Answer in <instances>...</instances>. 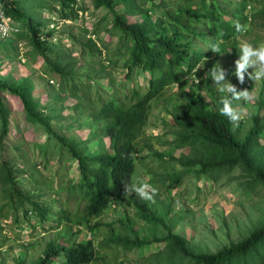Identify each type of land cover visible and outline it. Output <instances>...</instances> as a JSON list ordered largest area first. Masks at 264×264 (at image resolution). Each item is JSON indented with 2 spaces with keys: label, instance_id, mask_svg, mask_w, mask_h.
I'll return each instance as SVG.
<instances>
[{
  "label": "trees",
  "instance_id": "1",
  "mask_svg": "<svg viewBox=\"0 0 264 264\" xmlns=\"http://www.w3.org/2000/svg\"><path fill=\"white\" fill-rule=\"evenodd\" d=\"M56 1L59 4L56 13L65 21L77 20L79 12L85 10L78 1L90 2L94 10L106 9L112 19L101 28L96 24L94 35L106 34L116 42L113 47L111 40L101 42L106 53L104 59L102 50L91 40L77 44L79 47L66 56L51 44L53 34L42 32L44 22L23 15L16 9L15 0L7 8V14L21 24L17 39L29 44L28 53L34 60L36 57L42 60L45 74L58 80L57 90L49 100L54 104L47 106H40L35 100L34 86L27 79L16 86L0 81V93L8 91L15 95L22 104L25 120L43 130L46 140L35 147L42 151L44 167L56 160L50 165L55 167L54 172L45 179L35 177L34 171L25 174L14 168L11 160L0 161V219L13 220L19 227L18 213L21 212L28 225L34 219L43 226L52 215L56 216L51 220L55 226L49 229H57L64 222L68 224L67 228L59 230L57 242H49L41 257L32 264H99L114 256L115 247L145 251L149 246L156 248L153 251H158L157 257L164 256L173 264H181L180 261H186L185 264H264V224L215 254L194 252L183 235L174 234L167 227L166 236L160 242L152 239L148 243L133 234V239L116 240L111 236L109 242L102 240L97 244L94 240L104 227L113 235L114 225L98 219L111 204H118L122 199L150 105L175 83L182 85L208 59H216L227 49L238 51L241 38L254 45L264 42V0ZM105 17L103 20L107 19ZM234 22L246 25L248 30L237 33ZM216 42H221V54L208 49ZM75 54L87 62L83 63L89 66L86 73L78 74L77 66L81 64L77 65ZM117 68L124 71L122 81L110 74ZM134 76L142 80L146 77L145 85L142 87L138 80L133 81ZM129 81H132L129 86L119 84ZM204 82L193 83L199 90L191 88L188 92L176 93L181 102L173 109V125L180 129L175 143L189 145L193 151L182 164L194 170L197 176L213 180L239 168V178L245 179L240 184L245 193L256 195L258 188L264 190V98L258 97L250 126L241 134V130L233 129V123L219 112L223 94L212 91L209 76ZM244 82L247 88L251 87L252 80ZM209 97L213 104L207 101ZM248 102L245 101L246 105ZM234 106L238 108L237 101ZM67 109L70 112L65 113ZM0 128L2 140L9 134V117L1 97ZM81 128L88 129L85 141L70 137L73 130ZM24 153L21 152V157ZM167 159V163L173 161ZM66 161L69 165L61 172V165ZM21 176L29 181L27 186H22L18 180ZM180 179V175L171 176L166 179L168 185H164L175 190ZM45 197H54L52 202L59 208L54 209L45 202ZM128 199L140 217L154 226L160 225L161 222L153 218L148 201L137 195ZM117 224L121 229H129L122 221ZM73 225L85 226L93 239L82 238L81 229L71 232ZM62 230L64 234L60 233ZM98 247L103 249V256L97 255Z\"/></svg>",
  "mask_w": 264,
  "mask_h": 264
},
{
  "label": "rangeland",
  "instance_id": "2",
  "mask_svg": "<svg viewBox=\"0 0 264 264\" xmlns=\"http://www.w3.org/2000/svg\"><path fill=\"white\" fill-rule=\"evenodd\" d=\"M15 2H18L16 9L21 10L23 15L31 16L46 24L41 30L44 33L51 32L53 34L50 42L59 53H65L66 56H69L75 48L79 47L77 44H85L91 40L102 50L101 58L104 59L106 53L102 49L101 42L107 43L111 40V47L115 46L116 39H109L106 34L95 37V25L99 24L98 26L101 28L110 22L112 17L106 9L94 10L88 1H78L79 6L85 10L79 12V17L75 21H65L59 18L56 13L59 10V4L56 0H15ZM252 6L259 8L255 4ZM104 16H107L105 17L106 20H103ZM262 38H264V32ZM59 43L62 44L61 47ZM202 49L207 48L202 46ZM30 50L29 44L22 41L19 42L17 48L3 53L0 57V81L16 86L27 79L34 86L32 94L35 100L40 106H47L52 103L49 100L54 91L57 90L58 80L57 77L51 79L45 74L42 60L38 57L34 60V56L28 53ZM78 54L74 55L77 65L81 64L80 67L77 66L78 74L86 73L89 66L83 65L85 62L80 60ZM238 58V52L227 50L216 59L213 57L208 59L207 63L198 69V72L191 74L188 80L179 85V90H186L187 92L191 88L199 90L198 87L193 86V83L197 84L196 78L199 83L204 84L207 79L205 74L216 63H219L226 70V79L230 83L236 88L239 86L240 89L245 90L244 82L240 83L234 75V61ZM86 59L88 60L87 57H85ZM208 62H212V64ZM94 68L97 69L98 65ZM251 72L252 69L250 68L248 73ZM110 74L118 81L124 79V71L121 68L111 70ZM245 79H248V74L245 75ZM134 80H138L143 87L147 78L142 80L140 77L134 76ZM131 82L119 84L129 86ZM211 86L213 90H217L213 83ZM200 89L203 87L200 86ZM250 91L253 99L247 105L243 100L237 101L238 108L242 112V118L237 124H233V129L238 128L241 130V134H244L250 126L249 120L255 112V103L259 101L258 97L261 95L260 97L264 98V79L257 81ZM177 92L179 91H176L174 86L169 87L163 97L150 105L148 121L138 142L137 163L144 168L142 179L153 178L155 180L153 186L158 189L153 204L149 206L154 212L153 218L170 228L174 234L183 235L188 246L194 252L215 254L224 247L243 240L252 231L264 224V190L258 188L256 195L249 192L245 193L240 185L241 182L244 183L245 179L239 178V168H234L230 173L220 175L213 180L210 177H199L194 173V170L186 169L183 166L182 162H186L193 151L189 145L179 146L175 143L180 131L177 126L173 125L172 121L173 109L178 102H181ZM0 97L8 109L9 117V134L2 140L0 128V161L2 159L11 160L14 168L25 171V174L34 171L35 177L48 178L55 170V167L50 165H53L56 160L53 159L49 166L44 167L42 151L35 147L42 145L46 140L43 130L25 120L22 104L15 95L4 91L0 93ZM103 97L105 96L103 95ZM211 99L209 97L207 101L212 103ZM68 112L70 111L67 109L65 113ZM71 121V119L68 120V123ZM87 134L88 129L81 128L80 130H73L70 137L85 141ZM23 151L25 153L21 157ZM157 153L164 155L165 159L153 162L151 158H148ZM167 158H171L173 161L167 163ZM142 159H147V161L144 162ZM151 162L157 165L155 169L148 168V164ZM68 165L69 162H64L61 165V172H65ZM178 175L181 176V179L177 188L174 190L171 187H166L169 183L166 179ZM141 177V171L137 166V170L135 167L131 179L135 178L136 180ZM18 180L22 186H27L29 183L24 176ZM48 195H50L49 192ZM53 198L45 197V202H49L48 204H51L54 209H58L59 207H56L55 203L52 202L55 200ZM115 205H111L98 219L104 224L114 225L112 228L113 235L110 234L109 228L104 227L101 232L96 234L94 239L96 244L97 241L101 242L102 240L109 242L111 236L115 237L116 240H126V237L133 239L131 236L133 234L139 240L150 241L154 237L160 238L166 235L167 231L159 224L154 226L146 223L137 214L132 204L123 202ZM54 219H56L55 215L50 216L43 226L36 224L33 219L30 221L32 228L26 223L21 212L18 213L19 227L13 220L0 219V227L2 228L0 232V264H17L18 262L32 264L36 262L49 242H57L55 240H58L59 230L67 228L68 224L64 222L57 229H49L50 226H55L51 222ZM118 221H122L129 229L119 228ZM80 229L83 231L82 238L87 240V232L89 231L85 226L73 225L70 231ZM60 233L64 234V231L62 230ZM91 239H93V235ZM159 248L163 249V245H160ZM102 250L98 247L96 250L98 256H103ZM113 252L114 256L99 264H173L168 262L164 256L157 257L151 248L143 251L136 248L115 247ZM180 263L185 264L186 261H180Z\"/></svg>",
  "mask_w": 264,
  "mask_h": 264
},
{
  "label": "clouds",
  "instance_id": "3",
  "mask_svg": "<svg viewBox=\"0 0 264 264\" xmlns=\"http://www.w3.org/2000/svg\"><path fill=\"white\" fill-rule=\"evenodd\" d=\"M234 28L237 33H245L248 28L246 25H242L239 22H234ZM220 43L221 42H216L213 43L209 46L208 49H210L212 52L216 54H221V48H220ZM231 50V49H227ZM226 50V52H227ZM233 51V50H231ZM239 53V58L234 61L235 64V71L234 75L237 78V80L240 83H243L245 81V75L248 74V79L252 80L251 82V87H246L245 82H244V87L245 90L239 89L237 90L236 86L230 83L226 79V70L221 67L219 63H216L212 66V68L205 74V76H209L213 86H215L218 90L219 93H222L223 95L220 97V107H219V112L221 115L227 117V119L232 122L233 124H237L241 118H242V112L238 110L236 106H234V101H251L253 99V96L251 94V89L254 87L257 81L264 79V42L259 43L258 45H254L250 41L241 38L239 42V48L238 51ZM204 63L200 65L198 69L202 68ZM252 69L251 73H248L249 69ZM196 70V72H197ZM196 76V75H195ZM196 83H199V80L196 78ZM174 89L176 91H179V85L178 83L174 84ZM212 89V88H211ZM212 91H214L212 89ZM138 154H139V149L137 147V152L133 154V171L128 177L126 183L124 184V189L122 195V199L119 200V203H126V204H132L133 208H135L134 204L128 199L129 196L131 195H137L141 200L148 201L149 204L147 205L148 208L151 206L154 202V199L156 195L158 194V189L153 186L155 183V180L152 178L148 179H142L143 178V170L144 168L139 166L137 163L138 160ZM162 154H156V155H151L148 158H151L153 162H159L158 160L163 161L165 158L162 157L164 155ZM142 161H147V159H142ZM137 166L139 167L141 171V178L136 179L135 178L132 180L131 177L135 171V167L137 170ZM157 165H154L152 162L148 164L149 169H155ZM151 179V180H150ZM150 181V182H149ZM135 182V183H134ZM134 183V184H133ZM115 205V203L111 204ZM110 205V206H111ZM150 209V208H149ZM151 210V209H150ZM152 212V211H151ZM153 213V212H152ZM140 216V215H139ZM142 218V217H141ZM146 223L147 220L145 218H142ZM150 224V223H148ZM156 226V225H155ZM160 226H162L164 229L166 226L163 223H160ZM167 231V229H165ZM88 233V239L91 240V235L90 232ZM166 236V235H165ZM164 236V237H165ZM156 238L154 237L155 240H158L160 242L162 238ZM151 241V240H150ZM150 241H147L148 243ZM152 250L156 249L154 247L149 246ZM140 250V249H138ZM158 251H155V253Z\"/></svg>",
  "mask_w": 264,
  "mask_h": 264
},
{
  "label": "built area",
  "instance_id": "4",
  "mask_svg": "<svg viewBox=\"0 0 264 264\" xmlns=\"http://www.w3.org/2000/svg\"><path fill=\"white\" fill-rule=\"evenodd\" d=\"M12 0H0V42L10 39L20 31L19 26L7 14Z\"/></svg>",
  "mask_w": 264,
  "mask_h": 264
},
{
  "label": "crops",
  "instance_id": "5",
  "mask_svg": "<svg viewBox=\"0 0 264 264\" xmlns=\"http://www.w3.org/2000/svg\"><path fill=\"white\" fill-rule=\"evenodd\" d=\"M15 23L18 24L20 31L18 33H16L15 35H13L10 39L6 40V41H2L0 42V57H2L3 53H7L8 50H12L14 48H17V45L19 44V42H22L23 40H18L17 36L21 33L22 28H21V24L19 22ZM25 42V41H23Z\"/></svg>",
  "mask_w": 264,
  "mask_h": 264
}]
</instances>
